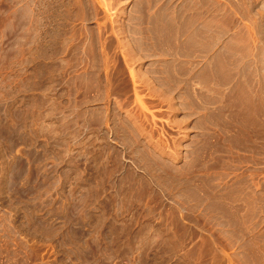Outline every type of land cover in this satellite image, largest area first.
Wrapping results in <instances>:
<instances>
[{
	"label": "rangeland",
	"instance_id": "374dc122",
	"mask_svg": "<svg viewBox=\"0 0 264 264\" xmlns=\"http://www.w3.org/2000/svg\"><path fill=\"white\" fill-rule=\"evenodd\" d=\"M0 264H264V0H0Z\"/></svg>",
	"mask_w": 264,
	"mask_h": 264
}]
</instances>
